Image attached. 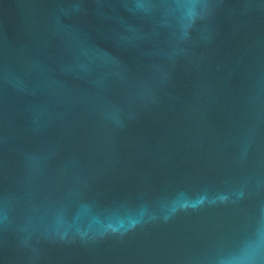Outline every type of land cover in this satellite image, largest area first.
<instances>
[{"label": "water", "instance_id": "water-1", "mask_svg": "<svg viewBox=\"0 0 264 264\" xmlns=\"http://www.w3.org/2000/svg\"><path fill=\"white\" fill-rule=\"evenodd\" d=\"M0 264H264V0H0Z\"/></svg>", "mask_w": 264, "mask_h": 264}]
</instances>
